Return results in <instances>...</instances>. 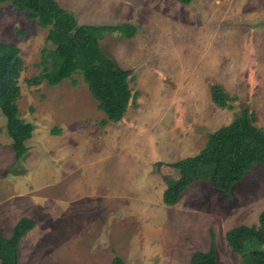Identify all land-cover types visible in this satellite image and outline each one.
<instances>
[{
	"label": "rangeland",
	"instance_id": "obj_1",
	"mask_svg": "<svg viewBox=\"0 0 264 264\" xmlns=\"http://www.w3.org/2000/svg\"><path fill=\"white\" fill-rule=\"evenodd\" d=\"M78 24L130 23L132 38L100 40L128 71L136 106L118 122L98 110L83 78L58 85L47 29L0 4V42L20 50L19 117L32 125L27 151L11 150L0 112V234L26 216L36 225L19 243V264H190L214 243L218 264H241L225 234L257 226L264 210V164L253 165L229 196L196 180L174 205L162 202L168 163L196 155L207 135L242 111L264 129V0H55ZM232 98L219 108L210 86ZM58 128L59 133H55ZM161 162V166H156Z\"/></svg>",
	"mask_w": 264,
	"mask_h": 264
},
{
	"label": "trees",
	"instance_id": "obj_2",
	"mask_svg": "<svg viewBox=\"0 0 264 264\" xmlns=\"http://www.w3.org/2000/svg\"><path fill=\"white\" fill-rule=\"evenodd\" d=\"M182 4L193 0H177ZM10 3L17 12L35 19L47 29L46 41L55 54L51 73H42L27 80L38 86L43 81L58 85L78 74L88 86L91 97L107 121L118 122L129 106H136L138 92H132L128 71L119 70L114 61L104 54L100 40L106 34L117 33L122 38H132L136 27L130 23L118 25H82L73 14L62 8L55 0H0ZM22 68L20 50L14 45L0 42V112L6 119V131L11 140V150L16 160L27 151L26 141L31 137L32 125L19 117L17 100L18 84ZM212 102L219 108L229 107L232 98L216 83L210 86ZM254 112L244 110L225 126L207 135L203 149L196 155L168 163L177 177L166 178L162 194L165 205H174L182 193L196 180L207 181L211 187L226 193L240 181L255 164H264V129L253 125ZM55 133H59L58 128ZM161 166V162H156ZM36 225L35 220L22 216L14 225L11 235H0V264H19V243ZM225 239L231 251L241 257V264H264V210L257 226H238L228 230ZM111 264H127L114 257ZM190 264H218L216 249L212 242L206 251H195Z\"/></svg>",
	"mask_w": 264,
	"mask_h": 264
},
{
	"label": "crops",
	"instance_id": "obj_3",
	"mask_svg": "<svg viewBox=\"0 0 264 264\" xmlns=\"http://www.w3.org/2000/svg\"><path fill=\"white\" fill-rule=\"evenodd\" d=\"M183 159V158H182ZM178 160H180V159H178ZM178 160H176V161H178ZM175 162V161H174ZM172 163V162H171ZM166 188V185H165V187H164V189ZM163 194V193H162ZM0 235H2V234H0ZM3 236V235H2ZM19 258H20V256H19Z\"/></svg>",
	"mask_w": 264,
	"mask_h": 264
}]
</instances>
